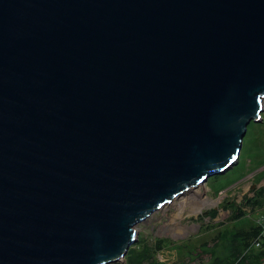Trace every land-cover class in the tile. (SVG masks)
Wrapping results in <instances>:
<instances>
[{"label":"water","instance_id":"1","mask_svg":"<svg viewBox=\"0 0 264 264\" xmlns=\"http://www.w3.org/2000/svg\"><path fill=\"white\" fill-rule=\"evenodd\" d=\"M264 0H0V264H112L238 161Z\"/></svg>","mask_w":264,"mask_h":264},{"label":"rangeland","instance_id":"2","mask_svg":"<svg viewBox=\"0 0 264 264\" xmlns=\"http://www.w3.org/2000/svg\"><path fill=\"white\" fill-rule=\"evenodd\" d=\"M196 188L199 193L195 200L187 203L186 208L179 209L175 205L177 198L135 226L138 237L166 240L160 251L154 253L163 264H179L189 250L200 255L188 264H197L200 258L206 262L207 255L201 252L198 245L212 238L218 230L239 226V220L228 221L234 206H240L245 211L246 216L241 223L245 224L248 220L264 224V201L255 210L244 204L245 198L257 191L264 193V100L260 121L251 120L246 126L237 163L225 173L210 176ZM196 188L188 193H196ZM213 209L216 210L215 216L210 214ZM221 222L226 223L221 226Z\"/></svg>","mask_w":264,"mask_h":264},{"label":"trees","instance_id":"3","mask_svg":"<svg viewBox=\"0 0 264 264\" xmlns=\"http://www.w3.org/2000/svg\"><path fill=\"white\" fill-rule=\"evenodd\" d=\"M261 198H264V193L259 190L253 196L245 198L244 204L255 210L264 201ZM231 209L228 221L239 220V226L218 230L212 238L201 242L198 248L207 255V260L205 262L200 258L197 264H264L263 225L260 222H249L247 219L245 225L241 223L246 216L245 211L240 206ZM210 214L215 216L216 210H211ZM221 223V226H224L223 223L226 222ZM165 243L163 238L139 236L128 248L123 262L112 264H163L155 258L154 253L160 251ZM198 253L194 250L187 251L179 264H188L200 255Z\"/></svg>","mask_w":264,"mask_h":264},{"label":"bare ground","instance_id":"4","mask_svg":"<svg viewBox=\"0 0 264 264\" xmlns=\"http://www.w3.org/2000/svg\"><path fill=\"white\" fill-rule=\"evenodd\" d=\"M239 158V157H238ZM196 188V187H195ZM194 189V188H193ZM192 189H190L188 192H190ZM188 192H186V194H189ZM197 193H199V189H197L196 188V193L194 192H192V194L190 193L188 196H186V197H182V196H184V195H186L185 193L184 194H182L181 196H179V197H177V198H175V199H177L175 202V205L177 206V207H180L179 209H182V208H186V205H187V203L189 202V201H192V200H195L196 199V197H197ZM175 199H173V200H175ZM172 202V201H171ZM201 206V205H200ZM197 210V209H196ZM124 259V257L122 258V260Z\"/></svg>","mask_w":264,"mask_h":264},{"label":"built area","instance_id":"5","mask_svg":"<svg viewBox=\"0 0 264 264\" xmlns=\"http://www.w3.org/2000/svg\"><path fill=\"white\" fill-rule=\"evenodd\" d=\"M258 222H260V221H258ZM260 223L263 225V233H264V224L262 222H260Z\"/></svg>","mask_w":264,"mask_h":264}]
</instances>
